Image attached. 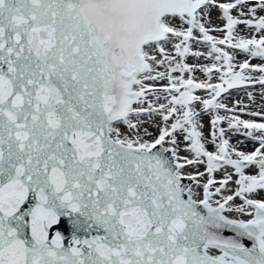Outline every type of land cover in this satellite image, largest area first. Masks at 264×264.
Segmentation results:
<instances>
[{
	"label": "snow or ice",
	"instance_id": "obj_1",
	"mask_svg": "<svg viewBox=\"0 0 264 264\" xmlns=\"http://www.w3.org/2000/svg\"><path fill=\"white\" fill-rule=\"evenodd\" d=\"M213 5L224 28L202 22ZM258 8L264 0H0V264H264V200L254 198L264 190V123L219 114L234 111L220 99L229 89L264 86ZM238 25L259 38L239 35ZM160 80L167 86L146 83ZM148 92L166 93L167 104L134 108ZM144 113L166 125L153 142L140 138ZM202 113L211 115L210 138ZM241 129L259 144L250 153L226 138ZM177 134L191 158L178 155ZM187 165H205L206 182L205 173L185 176ZM64 216L76 231L103 235L73 236L65 248L48 231Z\"/></svg>",
	"mask_w": 264,
	"mask_h": 264
},
{
	"label": "rangeland",
	"instance_id": "obj_2",
	"mask_svg": "<svg viewBox=\"0 0 264 264\" xmlns=\"http://www.w3.org/2000/svg\"><path fill=\"white\" fill-rule=\"evenodd\" d=\"M228 2H232V0H217V4L218 3H228ZM249 3H250V5L254 4L255 0L254 1L249 0ZM201 11H202V15L204 17L202 22H205L206 27H208L210 29L218 28L220 23H223L225 26L226 22L223 20V18H221V19L217 18L218 14L222 16V13L218 7H216L214 5L209 6L206 14L203 12V10H201ZM245 11H247V9H245ZM232 14L234 16H238V12L236 10H233ZM256 15L257 16H264V11H261L258 8ZM242 18H249V17H242ZM176 24H177V26L179 25L178 20L176 21ZM237 31H238L239 35L244 36L245 38H251V37L259 38V33L255 32L253 30H250L245 25H238ZM209 34L214 36V37H217V38H223V36L225 35V33L218 32V31H210ZM194 47L197 48L198 50H201V51H207V49L205 47L200 46V45H194ZM245 58L246 57L243 54H240L236 57L235 62L236 63L243 62ZM188 62L194 63L196 61H193L190 59ZM199 63L210 64L211 61L207 60L206 58H202L199 61ZM251 63L252 64H259V63H261V61L259 59H253V60H251ZM160 70H163V69H160ZM174 75H178V73H176ZM196 78L198 80L205 79L203 74L200 72L196 73ZM212 82L213 83L219 82L215 75L213 77ZM146 83L153 86L156 89H162L163 87L167 86V84H168L167 80H160V81H155V82L146 81ZM157 94L160 96L159 100L156 99ZM196 94L201 95L203 98H207V93H205L203 91H198ZM166 95L167 94L163 93V92H158V93L148 92V93H146V96L144 98L143 105L134 104L133 107L134 108H137V107L148 108L149 104H152L153 106H159V104H167V100L164 99V97ZM220 99H221V102L223 104L227 105L228 108L234 109V111H232V112H224L223 110H221L219 113L220 115H227V116L235 115L239 119H242L245 121H248L249 118H253L257 122L264 123V86H262L258 83H256V84L246 83L243 86L229 89L227 92L222 94ZM197 111H201V106L197 105ZM254 112L260 113V115H251V113H254ZM147 118H148V123L146 126L147 132L140 134V138L142 139L143 142H153L160 134L159 131H156V132L153 131V130H156V128L159 129V124L154 126V119L149 117V116H147ZM210 121H211V115L202 113L201 122H202V124H203V122H205V123L207 122L206 123L207 124V130H210L209 134H207V136H206L208 138H210V133H211ZM174 122H175L174 120H170V121H168V124L170 125L171 123H174ZM165 126H166L165 124H161V128H163ZM222 126L227 129V122H225ZM120 127H121V132L124 135H127L131 138H136L133 131L122 130V125H120ZM243 131H245V130L241 129L240 133H237L235 131H228L226 134V138L227 139H233V140H235V139L251 140L248 137L241 134ZM177 137H178V141L180 142V146H182L181 151L183 153H185L184 157L191 158V154L185 150L186 145H185V142L183 141L182 136L177 134ZM165 147H171V145L166 143ZM206 147L208 148L207 145H206ZM244 149L246 150V151L244 150L245 153H247V152L250 153V152L254 151L255 146L254 145L247 146V147L245 146ZM208 150L209 151H215V147L213 145H211L210 148H208ZM186 167L194 168L193 172L205 173L204 176H207L205 165H187ZM251 169H253L256 172V169L254 167ZM220 171H225V170L221 169ZM227 172L232 174L233 182L229 184V188L234 191L236 188L234 181L238 177L235 175L234 170H232L231 168H228ZM225 174H226V172H225ZM225 174L222 177H224ZM245 174H246V171H245ZM216 180H218V179H216ZM217 186L218 185H214L213 187L215 188ZM197 188H198L197 189L198 191L203 192L202 187H197ZM254 198L257 200H264V190L258 191V193L254 194ZM214 199H216V197H214ZM236 203H240L238 198H237ZM240 218L245 219V220L248 219L247 216H241Z\"/></svg>",
	"mask_w": 264,
	"mask_h": 264
},
{
	"label": "water",
	"instance_id": "obj_3",
	"mask_svg": "<svg viewBox=\"0 0 264 264\" xmlns=\"http://www.w3.org/2000/svg\"><path fill=\"white\" fill-rule=\"evenodd\" d=\"M147 116L154 119V126L159 124V133H160L161 124H165L163 119H162V116L157 115V114L144 113L139 117V119H140L139 134H142L145 132V129H146V126L148 123ZM132 119H133V122H136L135 115L132 116ZM122 130H129V129H127L126 126L122 125ZM158 149H159V146H157V149H153V151H157ZM166 155L169 156V158H171V153H166ZM182 183L185 186H190L192 184V181L188 180V179H184L182 181ZM184 198L187 199V195H185ZM200 210L203 211L202 206H201ZM48 231H49V238L50 239H54L56 236V233H60V235L63 237V244H64L65 248H67L69 246H75L72 243L73 236H76L77 238L83 240V239H91L95 235H103L102 231H100V232H97L96 230L85 231L83 229H81L79 231L74 230L72 227V222L67 216L61 217L60 222L58 224L53 225ZM28 234L30 235V231ZM224 235L227 237V236H233L234 234L230 233V232H225ZM244 243L247 247H251V245H252L251 241L245 240ZM216 254H218V253H216Z\"/></svg>",
	"mask_w": 264,
	"mask_h": 264
},
{
	"label": "bare ground",
	"instance_id": "obj_4",
	"mask_svg": "<svg viewBox=\"0 0 264 264\" xmlns=\"http://www.w3.org/2000/svg\"><path fill=\"white\" fill-rule=\"evenodd\" d=\"M252 1H254V0H252ZM217 18H218V19H221L222 16L218 14V15H217ZM218 28H224V24H223V23H220V25H219ZM145 96H146V94H145ZM252 117H253V116H252ZM248 121H252V122H256V123H260V122L255 121L253 118H249ZM206 123H207V122H206ZM206 123L203 122V133H204V136H205V137H206L207 134H209V132H210V130H207V124H206ZM153 131L156 132V131H159V129L156 128V130H153ZM151 132H152V131H151ZM229 143H230L231 146L237 148V149L240 150V151H244V150H245V149H244L245 146L247 147V146L254 145L255 148H256V147H259L258 142H257V141H253V140H238V139L233 140V139H229ZM211 145H212L211 143L207 144L208 148H210ZM181 148H182V146H180V151H179L178 155H179L180 157H184V156H185V153H183V152L181 151ZM254 150H255V149H254ZM245 151H246V150H245ZM247 153H248V152H247ZM193 169H194V168L186 167V168L182 169V172H183V174H184L185 176H188V175H196L197 173H196V172H193ZM245 171H246V174H248V175H254V174H256V172H255L253 169H251V168H249V169H245ZM224 174H225V171H218L217 173L214 174V177H215V179L221 180V179L224 178V177H222ZM221 177H222V178H221ZM198 179L200 180V182L202 181L201 184H203V183L207 180V176H204V177H199V176H198ZM190 186L194 189V191H195L196 193H198V195H197V196H194L193 198L196 199L197 201L203 199V192L197 190L198 188H197L195 182L192 181V184H191Z\"/></svg>",
	"mask_w": 264,
	"mask_h": 264
}]
</instances>
